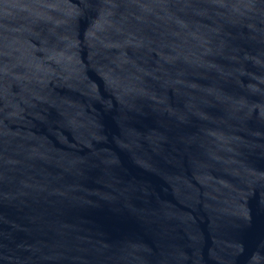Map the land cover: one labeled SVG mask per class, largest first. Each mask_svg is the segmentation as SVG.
<instances>
[{"label":"water","instance_id":"water-1","mask_svg":"<svg viewBox=\"0 0 264 264\" xmlns=\"http://www.w3.org/2000/svg\"><path fill=\"white\" fill-rule=\"evenodd\" d=\"M0 264H264V0H0Z\"/></svg>","mask_w":264,"mask_h":264}]
</instances>
